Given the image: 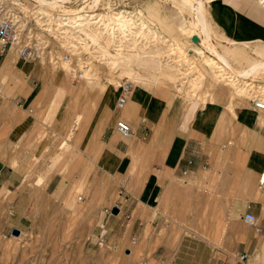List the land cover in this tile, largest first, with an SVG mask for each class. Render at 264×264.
Wrapping results in <instances>:
<instances>
[{
  "label": "rangeland",
  "instance_id": "rangeland-1",
  "mask_svg": "<svg viewBox=\"0 0 264 264\" xmlns=\"http://www.w3.org/2000/svg\"><path fill=\"white\" fill-rule=\"evenodd\" d=\"M1 1L6 4L10 2ZM18 1L25 15H31L29 9L35 15L34 20L30 21L35 32L31 37L34 56L22 59L13 45L10 48L13 51L9 49L6 54L7 50H4L1 56L6 55L2 62L0 60V94H5L8 99L14 96L13 100L19 105L11 108L16 109L17 123L8 132L4 125L0 127V166L7 162L11 168L22 173L21 182L15 188L10 189L5 184L0 186V264H169V260L159 259L161 249L158 245L146 244L145 239L138 238L130 231L131 224L123 230L117 228L110 232H105L102 227L103 214L114 213L112 207L111 212L105 209L115 205L119 208L114 202L123 200V197L119 196L118 183L111 179L112 172L99 174L94 167L96 161L93 162L90 155L83 157L82 151L89 147L93 150V138L98 135L97 129L102 124L104 113L107 111V116L113 117V123L118 112L114 109V99L126 78L121 73L126 65L120 61L115 66L112 55L133 53V41L147 52H153L157 45L161 49L162 62L157 72L161 70L163 73L167 62L173 66L170 73L174 75L164 77L159 85L193 104L200 103L201 108L212 103L218 93L229 96V108H232L233 100L239 99L234 104L236 108H232L237 116L248 109L243 99H264V76H256L247 87L236 79L234 83L223 77L213 79L211 72L206 73L205 77L201 76V72L205 73L204 68H207L202 57L193 51H188L187 55L183 53L200 43L198 35L195 32L189 35L188 29L178 28L179 21L191 18V13L187 9H180L175 0H100L94 10L101 12L106 21L100 19V13H96V21L81 11L78 21L81 25L77 27H72L78 18L75 15L47 16L34 0ZM204 1L206 18L213 29L212 42L222 51L223 45H227L226 40L234 41L236 48L232 50L234 56L230 63L234 68L241 69L245 66V57L256 58L254 52L242 44L249 43L254 49L264 44L259 41L239 42L225 36L210 19V2ZM256 1L264 6V0ZM43 5L58 14L63 10H79L84 0L80 4L56 5L54 11L48 4ZM65 18H69L67 20L71 27L62 26ZM120 18L127 19V36L120 32ZM94 20L96 23H93ZM46 23L48 28L44 29ZM111 25L117 28L119 34L112 31L106 35ZM192 37H196V40L193 41ZM165 38L171 42H162ZM10 52L17 65L31 64L25 68L21 66L18 72L10 69L13 73H7L4 63ZM65 53L71 54L69 61L60 57ZM207 55L211 56L205 53L206 58ZM85 62L89 63L90 68L84 71L83 76L74 77L73 72ZM191 62L195 68L188 69ZM131 65L144 76H154L155 70L137 67L133 62ZM196 68L200 71L197 72ZM182 72H186V75ZM130 81L133 85L132 96L136 88L153 87L149 82ZM178 87L180 91H177ZM75 112L81 114L82 127L74 119L68 123V118L73 117ZM31 118V127L20 137L21 129ZM61 119L65 122L63 127ZM81 128L89 136V142L84 144L81 139L77 143L81 146L80 150L76 143H71L73 138L64 140V136L67 132L70 137L76 136ZM234 141L231 135L224 144H234ZM15 154L23 158L17 156L13 161ZM209 168L201 166L195 173L198 179L184 178L179 183L201 191L213 190L217 170L221 173L225 169ZM2 171L8 173V167L5 166ZM210 177L213 179L210 180ZM244 183L246 180L241 188ZM36 184L45 188L35 192L33 188ZM225 184L233 183L225 181ZM17 197L22 203L19 211L14 207ZM71 199L74 200L73 205L70 204ZM201 203L197 200L193 209H201ZM206 209L203 207L199 212H191V215L201 222L207 219L222 221V227L225 224L222 232H225L228 215L216 211L207 213ZM166 216L175 219L174 216ZM12 227L19 228V232L13 233Z\"/></svg>",
  "mask_w": 264,
  "mask_h": 264
},
{
  "label": "crops",
  "instance_id": "crops-1",
  "mask_svg": "<svg viewBox=\"0 0 264 264\" xmlns=\"http://www.w3.org/2000/svg\"><path fill=\"white\" fill-rule=\"evenodd\" d=\"M208 10L212 23L225 36L264 43V6L256 0H213ZM1 55L2 62L5 55ZM135 91L123 108L115 105L117 92L114 122L112 119L93 138L92 151L90 147L82 151L83 157L90 155L96 161L99 174L112 172L111 179L118 183L123 197L114 202L119 206L117 213L103 214L104 231L123 230L131 224L130 231L145 239L144 243L158 245L159 259L169 260V264H264V186H257V172L264 166V108L243 99L248 109L237 116L232 108L239 99L229 108V96L222 93L201 108L200 103L176 96L162 85ZM13 98L0 94V127L4 125L7 132L17 123L16 109L11 108L19 105ZM120 117L131 125V134L116 131ZM31 121L23 126L20 137ZM231 135L234 144H224ZM5 166L8 173L2 171ZM201 166L225 169L217 170L213 190L179 183L184 178L198 179L195 173ZM21 178L22 173L9 163L1 164L0 186L15 188ZM19 199L14 204L18 211ZM197 200L202 202L201 209L207 207V213L228 215L225 232L222 221L201 222L191 215L201 210L193 209ZM245 210L255 215V225L242 221Z\"/></svg>",
  "mask_w": 264,
  "mask_h": 264
},
{
  "label": "bare ground",
  "instance_id": "bare-ground-1",
  "mask_svg": "<svg viewBox=\"0 0 264 264\" xmlns=\"http://www.w3.org/2000/svg\"><path fill=\"white\" fill-rule=\"evenodd\" d=\"M34 1L37 3L36 6H40L42 9H44V13H45L44 15H47V16H53V15L57 16V15H59V14L52 13L51 11H49L48 9H46L44 7V5H43V4H48L49 7L52 8V11H54L53 10V7L57 5V3H58L57 0H34ZM175 1L179 4L180 9H182V10L183 9H187L188 12L191 13V18H189L188 20H186L185 18H183V19H181L179 21L178 28L180 30H186V29H188L189 30V32H188L189 35L192 34V33H194V32L197 33V35H198V41L200 43L197 44V45L194 44V47L195 48L192 47L190 49H187L183 53L187 55L189 53L188 51H193V53H197L199 56L202 57V61L207 66V68L206 67L204 68L205 73L202 74V72H201V74H200L201 76H204L205 77L206 73L208 75V72H211L212 73L211 77L213 79H216L217 80L218 78L220 79V78L223 77V79H228L227 81L233 82V83H234V81L236 79V80H239L240 81L239 82L240 84L242 83V85L243 86H246V87L248 85L250 86L251 81L256 76L257 77L264 76V45H261V46H259V48L254 49V48L250 47V44L249 43L242 44L243 46H245V47L249 48L251 51H253L254 54H255V56H256V58L250 59L251 57L250 58L245 57V60H246V61L244 60L245 66H243L241 69L238 70V69L234 68L231 65V63H230L231 57L234 56V54H233L234 51H232V50L234 48H236V44L234 43V41H232L230 39L226 40V44L227 45H223L222 51H219L217 49L216 45H214V43L212 42L213 29H212L211 24L209 23V21L206 18L207 8H206V5H205V1L204 0H175ZM207 1L208 2H212L213 0H207ZM6 3L7 2H4L5 5H7ZM96 4H97V0H84V5H82L83 7H81V8L79 7L80 8L79 10H77L76 8H74L76 10L71 9L68 12L69 14L68 13L66 14V15H75L76 17H78L73 22L74 24L75 23L76 24L73 25V26L70 25L69 24V21L67 20L69 18H65L63 20V22H62V26L77 27V26L81 25V23H78V21L80 22L79 13L81 11H84L82 13H86L87 14L86 16H89L90 19H95L97 17V14L96 13H100L103 16V17L100 16V19L102 18V21L103 22L106 21L104 19V15L101 12H98V11L94 10ZM47 8H48V6H47ZM83 8L88 9V10L85 11V10H83ZM95 20H94L93 23H96L97 20L96 21ZM120 20H121V18H120ZM126 20H124V19L121 20L122 21L121 28H119L120 29V32L124 36L129 35V34H126V30H127L126 27H128L127 26V23H126ZM47 26L48 25L46 23L44 25V29L45 28H48ZM103 26L104 25H102V27ZM116 30H117V28H114L111 25L110 28H109V31H107L106 35H108L112 31H114L116 34H119V32L118 31L116 32ZM132 32H130V33L132 34ZM142 32H143V30H142ZM192 40L195 41L196 40V37H192ZM162 42H164V43H170L171 41L169 39L165 38V39L162 40ZM132 44H133L132 45L133 47L132 46L131 47L133 48V53H127L125 55L124 54H118V55H114V56L112 55V57L114 59L112 61V63L115 66L120 61L123 62L126 65V67L123 68V70L121 71L122 75H124L126 78L132 80L133 82H136V83H143L144 82V84H146L147 82H149V83H152L153 86L154 85H159L160 82L163 80L164 77H167L168 78V77H170V76L173 75L172 73H170L171 72V68H173V66L171 65V63L168 64L167 62H166V69H165V71L163 73L160 72L161 70L159 71L160 73L157 72L159 69H161V63H162L161 60H160V55H161V49H160V47H158L157 45H155V47L153 48V52H147L143 48H139L137 45H135L134 44V41L132 42ZM168 45H170V44H168ZM199 46L202 47V48L200 49ZM205 53H209L211 56L207 55V58H206ZM18 55L21 58H23L24 60L25 59L32 58L34 56L33 55L31 57H24V56H21L19 53H18ZM191 57H193V56H191ZM12 61H13V55H12V52H10L9 53V56L7 57V59L5 60V63H4V70L5 71H8L10 69H15V71L18 72L19 71V68L21 69V66L25 68V67H28L29 64H31V63H29V64H18L17 65L15 63L12 64L11 63ZM131 62H133L135 64V66H137V67L149 68V69L155 70V73L152 71L154 73L152 75H154V76L152 78H149V76H144V75L138 73L137 72L138 70L135 71V69L132 67ZM193 62L189 63V66L190 67L188 69L195 68V65H193ZM78 63H80V61ZM82 66H84V64H81L80 65V67H82ZM196 70H198L197 72L200 71L197 68H196ZM182 73H185L184 75H186V72H182ZM223 82L226 83V84L228 83V82H225V81H223ZM177 91H180V88L179 87L177 88ZM261 100L264 102L263 97H262ZM103 116H104V119L102 120V124L99 125L98 126V129H97V133L98 134L101 133V131L103 130L104 126L106 125V122L108 123V122H110L112 120L111 117L109 118V116H107V111H106V114L104 113ZM122 116L124 118H126V116H124V115H122ZM72 119H74L77 122L78 126H81L82 127L81 120H80L81 119V114L79 112H75V115L73 114V117H69L68 118V123H70V121ZM127 120L129 121V119H127ZM61 125H62V127L65 125V122L63 123L62 119H61ZM70 136L71 135H69L68 132H67V134L64 136L65 137L64 140L67 139V138H73V141H71V143L73 145H75V143H76V146L80 150H81V146L80 145H77V143L80 142L81 139L84 140V144H86V143L89 142V136L87 135L86 132H84L82 130V128H81L80 132L76 136H73V137H70ZM140 147H141V145H140ZM130 149H132V148L130 147ZM17 156L20 157L18 154H15L14 158H12L13 161L17 158ZM20 158L22 159L23 157L21 156ZM13 161H12V163H13ZM42 188H45V187H43L41 184H38L36 187L33 188V190L36 192L38 190H42ZM66 191H68V190H66ZM73 203H74V200L71 199L70 200V204L73 205Z\"/></svg>",
  "mask_w": 264,
  "mask_h": 264
},
{
  "label": "built area",
  "instance_id": "built-area-1",
  "mask_svg": "<svg viewBox=\"0 0 264 264\" xmlns=\"http://www.w3.org/2000/svg\"><path fill=\"white\" fill-rule=\"evenodd\" d=\"M57 1H58L57 6H65L66 3H79V4L83 3V0H57ZM19 3L20 1L18 0H10V2H8L7 5H5L4 2L0 0V52H3L4 50H8L11 46L14 45L16 46L18 53L21 56L31 57L34 55V49L31 44V37L35 32L30 21L32 19L34 20L33 17H35V15H33V11L31 9H29V11L32 12L29 13L31 15H25L23 11H21L20 8L21 6L19 5ZM97 3L100 4V0H98ZM68 12L69 11L67 10H63L58 14L64 17ZM70 55L71 54L65 53L63 54V56L60 57L63 58L64 61H69ZM82 64H84V66L82 67L79 66V68L75 72H73L74 77L83 76L84 71H87L90 68L88 62ZM132 86L133 85L130 80H127L125 78L122 81L120 90L115 100V105L117 108L124 107L131 94ZM248 99L250 100V102L254 107L259 109L264 108V102L260 98L249 97ZM115 129L119 134L123 136H127L132 132L131 125L126 119L122 117L116 119ZM257 186L258 187L264 186V166H262L257 172ZM111 207L112 206L106 208L105 211L111 212ZM241 217H242V221L246 224L255 225L256 223V217L251 211L245 210L242 213Z\"/></svg>",
  "mask_w": 264,
  "mask_h": 264
},
{
  "label": "water",
  "instance_id": "water-1",
  "mask_svg": "<svg viewBox=\"0 0 264 264\" xmlns=\"http://www.w3.org/2000/svg\"><path fill=\"white\" fill-rule=\"evenodd\" d=\"M119 208L115 205V206H112V212L116 213L118 212ZM12 232L17 234L19 232V228L17 227H12Z\"/></svg>",
  "mask_w": 264,
  "mask_h": 264
}]
</instances>
